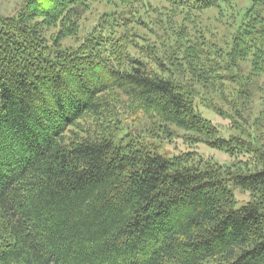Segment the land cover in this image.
Here are the masks:
<instances>
[{"label": "trees", "instance_id": "trees-1", "mask_svg": "<svg viewBox=\"0 0 264 264\" xmlns=\"http://www.w3.org/2000/svg\"><path fill=\"white\" fill-rule=\"evenodd\" d=\"M95 1L29 0L17 17H0V264H264L261 148L253 169L233 171L172 160L140 134L116 143L125 125L146 122L239 153L171 77L177 71L126 28L163 2L170 24L232 0H106L135 16L121 32L99 24L64 45ZM258 19L264 32L262 10ZM250 24L244 37L256 44ZM232 45L225 60L237 68L246 50L237 37ZM193 51L183 52L190 69L215 89L222 79L206 75ZM231 184L253 201L235 209Z\"/></svg>", "mask_w": 264, "mask_h": 264}, {"label": "rangeland", "instance_id": "rangeland-1", "mask_svg": "<svg viewBox=\"0 0 264 264\" xmlns=\"http://www.w3.org/2000/svg\"><path fill=\"white\" fill-rule=\"evenodd\" d=\"M28 1L0 0V17H17ZM255 1L232 0L231 6L221 3L196 16L192 13L190 17L180 12L181 14L171 18L170 24L168 21L171 7L163 2L154 5L156 12L147 9L149 11L146 13V9L142 10L141 16H136L126 27L139 35L141 47H149L148 52L156 55L159 63L177 71L171 77L175 82L193 90L196 103L201 104L200 115L211 121L220 139L232 141L239 153L231 154L196 142L193 138H187L188 135L183 131L172 127L170 131H152L146 122L125 125L117 135V144L127 135L132 137L140 134L156 146L160 155L172 160H180L186 156L183 164H198L203 161L222 166L224 170L253 169L258 161L257 157H261L258 148L264 153V32L258 19L261 10L264 14V5ZM160 12L163 16H160ZM134 16L120 3L96 0L79 10L77 18L80 31L75 39L65 40L63 44L76 46L99 24L104 25L106 33L121 32L125 25L124 20ZM249 24L255 29L253 35L257 36L256 44L244 37V31ZM236 37L238 41H243L246 53L243 57L237 56V68H231L225 60V55L232 50L233 38ZM194 48L199 52L198 56L193 51ZM185 50L188 53L194 52L191 55L206 75L222 79L213 81L216 82L215 89L205 88L203 83L196 79V73L190 69V61L186 62L187 57L183 53ZM255 50L262 52L257 63ZM217 51L222 54L216 55ZM152 56L149 58H153ZM229 62L233 63L231 58ZM209 69H212L213 73ZM205 102L210 103L212 107H208ZM152 132L155 136H152ZM258 166H255L254 171L262 170L264 165L259 163ZM229 188L236 200L235 209L253 201L250 192L232 184Z\"/></svg>", "mask_w": 264, "mask_h": 264}]
</instances>
